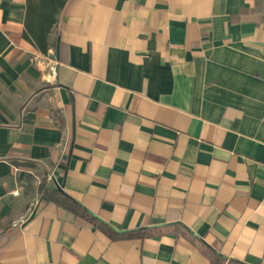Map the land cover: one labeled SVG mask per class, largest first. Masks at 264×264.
I'll return each instance as SVG.
<instances>
[{"label":"crops","instance_id":"crops-1","mask_svg":"<svg viewBox=\"0 0 264 264\" xmlns=\"http://www.w3.org/2000/svg\"><path fill=\"white\" fill-rule=\"evenodd\" d=\"M0 264H264V0H0Z\"/></svg>","mask_w":264,"mask_h":264},{"label":"trees","instance_id":"trees-1","mask_svg":"<svg viewBox=\"0 0 264 264\" xmlns=\"http://www.w3.org/2000/svg\"><path fill=\"white\" fill-rule=\"evenodd\" d=\"M41 191V190H40ZM44 196L51 202L55 203L56 205L70 210L74 214L95 221L98 220L92 216L87 210H85L80 204H78L75 200H73L70 196H68L65 192H63L59 187L50 190H44L42 192ZM99 226L103 228L106 232H110V229L99 222ZM131 235V234H130Z\"/></svg>","mask_w":264,"mask_h":264},{"label":"rangeland","instance_id":"rangeland-1","mask_svg":"<svg viewBox=\"0 0 264 264\" xmlns=\"http://www.w3.org/2000/svg\"><path fill=\"white\" fill-rule=\"evenodd\" d=\"M30 64L32 68H36L39 71L41 76L43 75L45 77V81H48L47 73H51L53 71V65L50 62V58H35L30 61Z\"/></svg>","mask_w":264,"mask_h":264}]
</instances>
